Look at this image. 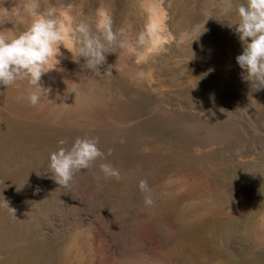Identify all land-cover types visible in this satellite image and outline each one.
Segmentation results:
<instances>
[{"label": "rangeland", "instance_id": "obj_1", "mask_svg": "<svg viewBox=\"0 0 264 264\" xmlns=\"http://www.w3.org/2000/svg\"><path fill=\"white\" fill-rule=\"evenodd\" d=\"M41 3L70 36L37 105L27 80L0 86V264H264V89L241 79L221 0ZM19 7L0 0V31L28 27L8 21ZM104 15L130 45L107 55L111 75L84 70L71 38ZM149 24L156 37L138 46ZM77 137L98 138L107 159L65 188L49 155Z\"/></svg>", "mask_w": 264, "mask_h": 264}, {"label": "clouds", "instance_id": "obj_2", "mask_svg": "<svg viewBox=\"0 0 264 264\" xmlns=\"http://www.w3.org/2000/svg\"><path fill=\"white\" fill-rule=\"evenodd\" d=\"M146 11L151 14L153 9L148 6ZM218 14L227 18V26L233 29L243 46L242 53L235 58L242 70L241 79L251 86H257L256 91L264 89V0H221ZM233 15L237 17L234 23L231 22ZM12 16L13 19L8 20L12 23L21 22V17L30 18L31 23L23 31H0V86L10 87L18 81L27 80L33 88L38 89L29 96L30 103L35 106L41 95L49 91L41 87V77L59 64L58 58L63 55L61 46L65 48L70 33L58 10L43 7L41 0H20L19 10ZM209 18L213 17L209 15ZM157 31L155 24H149L137 37V45H149ZM71 38L76 45V56L79 61L83 59L84 70L96 74L111 75L110 65L101 72L107 55L116 53L117 48L127 50L130 46L125 30H114L113 21L108 15H104L95 25L88 20H80L71 32ZM57 143L60 147L50 153L48 169L52 173L51 178L65 188L76 173L107 159L98 146V138L77 137L71 144L60 139ZM98 167L104 178H121L120 170L111 163H100ZM138 187L145 194V206H153L155 201L148 180H140Z\"/></svg>", "mask_w": 264, "mask_h": 264}, {"label": "bare ground", "instance_id": "obj_3", "mask_svg": "<svg viewBox=\"0 0 264 264\" xmlns=\"http://www.w3.org/2000/svg\"><path fill=\"white\" fill-rule=\"evenodd\" d=\"M158 32V31H157Z\"/></svg>", "mask_w": 264, "mask_h": 264}]
</instances>
